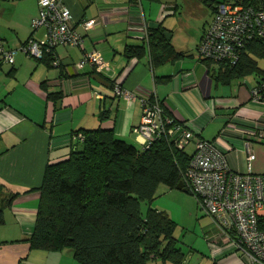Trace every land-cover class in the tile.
Instances as JSON below:
<instances>
[{"label": "crops", "instance_id": "1", "mask_svg": "<svg viewBox=\"0 0 264 264\" xmlns=\"http://www.w3.org/2000/svg\"><path fill=\"white\" fill-rule=\"evenodd\" d=\"M63 1L84 36L83 49L57 46L49 65L19 51L12 65H0V183L6 194L20 192L3 212L0 264H81L68 248L32 249L26 241L33 232L40 198L37 188L45 168L67 159L80 147L75 132L112 128L117 137L140 146L132 129L140 123L141 103L158 100L174 119L189 122L198 137L216 141L226 154L228 167L242 172L246 135L235 126L264 131V102L250 98L248 84L264 79V64L259 63L264 58L254 57L258 68L255 73L228 83L216 81L197 54L207 26L192 44L183 37L174 40L171 31L168 40L182 52L176 58L154 64L148 52L127 57L126 46L142 45L148 30L162 27L170 31L163 23L167 11L174 10L175 5L160 4L151 19L144 0ZM37 13V0H0V37L5 46L17 48L29 37L44 38L43 28L33 30L30 25ZM90 18H96L97 24L85 32L77 23ZM92 49L102 54L109 68L96 71L87 65L76 70L73 64L84 51ZM116 83L134 92L136 99L128 102L114 95ZM48 94L53 97L47 98ZM261 147L264 138L252 145L255 159L251 170L264 174V161L255 152ZM26 190L31 191L24 193ZM203 215L201 231L211 260L206 259L212 264H248L247 258L234 251L230 240ZM189 248L191 254L194 249ZM192 264H200V260Z\"/></svg>", "mask_w": 264, "mask_h": 264}, {"label": "trees", "instance_id": "2", "mask_svg": "<svg viewBox=\"0 0 264 264\" xmlns=\"http://www.w3.org/2000/svg\"><path fill=\"white\" fill-rule=\"evenodd\" d=\"M242 2L264 6V0ZM163 31L162 27L148 30L143 44L126 46L125 55L139 57L148 52L154 64L182 55ZM52 57L45 52L38 60L49 65ZM254 57L264 58L261 38L246 43L234 64L198 55L208 74L222 83L257 72ZM75 133L80 147L67 159L48 164L37 188L36 220L26 239L30 248H68L81 264H147L156 258L184 264L185 252L173 235L175 222L151 204L160 184L175 188L179 181L184 183L182 173L191 152L176 148L165 136L144 149L117 137L112 128ZM186 191L191 193L187 187ZM18 194H6L0 183V224L4 210Z\"/></svg>", "mask_w": 264, "mask_h": 264}, {"label": "built area", "instance_id": "3", "mask_svg": "<svg viewBox=\"0 0 264 264\" xmlns=\"http://www.w3.org/2000/svg\"><path fill=\"white\" fill-rule=\"evenodd\" d=\"M37 3L38 13L30 25L33 30L43 28L44 38L29 37L19 47L10 48L0 37V65H12L19 51L40 59L45 52L54 56L57 46L83 49L84 36L77 30L64 1L37 0ZM214 8L213 18L198 43L197 54L214 62L234 64L246 43L254 38L264 40V6L242 0H223ZM77 24L86 32L97 24V19H83ZM53 63L57 65V59ZM73 65L76 70L87 65L96 71L109 68L96 49L84 51ZM113 93L128 102L136 99L134 92L119 83L113 86ZM249 96L253 101L264 102V79L249 86ZM141 108L140 123L132 129L141 147L147 149L163 136L178 149H186L192 143L191 157L182 173L184 184L195 196L202 212L230 240L234 251L245 256L248 264H264V174L251 170L255 159L252 145L264 138V131L257 127L235 126L246 135L243 141L245 169L237 172L228 167L226 154L216 141L198 137L189 122L174 119L158 100H143Z\"/></svg>", "mask_w": 264, "mask_h": 264}, {"label": "rangeland", "instance_id": "4", "mask_svg": "<svg viewBox=\"0 0 264 264\" xmlns=\"http://www.w3.org/2000/svg\"><path fill=\"white\" fill-rule=\"evenodd\" d=\"M223 0H144L147 8H150L151 19H154L155 13L160 8V4L171 3L175 5L173 11L168 10L164 27L170 34L173 31L175 34L174 40L179 41L182 37L192 44L197 39L199 33L204 26H207L213 18V9L217 3ZM212 5V7H211ZM34 58V57H32ZM36 59V58H35ZM259 63L264 64V60H259ZM243 81V80H242ZM247 81V79H244ZM249 86L251 83L248 81ZM240 144L241 143H237ZM254 144V142H253ZM186 150L192 152V144L187 145ZM258 159L264 161V147L260 151H255ZM153 205H157L159 209L165 211L169 217L175 222L174 237L177 240L178 247L185 252V260H189L188 264H212L210 256L205 249L201 225L204 217L195 196L188 192L176 188H168L160 184L156 191V196L152 201ZM146 204L142 205V210H145ZM209 217V216H208ZM210 218V217H209ZM211 219V218H210ZM212 221V220H211ZM194 251L189 254L188 249L191 247ZM195 257L192 259L193 255ZM191 256V257H190ZM200 258V259H199ZM207 258V259H206ZM147 264H175L171 260L163 261L162 259H149Z\"/></svg>", "mask_w": 264, "mask_h": 264}, {"label": "water", "instance_id": "5", "mask_svg": "<svg viewBox=\"0 0 264 264\" xmlns=\"http://www.w3.org/2000/svg\"><path fill=\"white\" fill-rule=\"evenodd\" d=\"M163 35L167 38L170 39L171 34L167 31H163ZM176 189L186 191V187H184V183L182 181H179L178 184L175 186Z\"/></svg>", "mask_w": 264, "mask_h": 264}]
</instances>
